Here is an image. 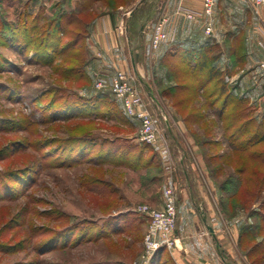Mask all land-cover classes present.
<instances>
[{"label": "rangeland", "instance_id": "1", "mask_svg": "<svg viewBox=\"0 0 264 264\" xmlns=\"http://www.w3.org/2000/svg\"><path fill=\"white\" fill-rule=\"evenodd\" d=\"M113 1L123 7L134 2ZM107 4L94 3L91 10L82 9L81 1L0 0V264H134L148 227L140 206L157 208L170 185L178 201L180 189L205 185L203 175L209 186L216 185L207 164L197 162L200 147L176 143L186 131L170 121V103L154 98L163 86L150 90L153 95L143 93L160 127L158 141L148 144L140 140V121L126 114L110 86L98 89L101 80L87 74L93 18L119 9L111 11ZM73 11H82L84 19L69 26ZM137 28L133 37L139 40ZM47 34L51 44H69L52 61L44 51ZM77 37L84 46L78 60L72 59L80 50L72 43ZM80 63L86 65L83 80L64 78L68 67ZM67 98L86 112L99 104L100 116L60 110ZM69 112L75 115L64 119ZM208 137L219 138L215 133L204 138L201 131V139Z\"/></svg>", "mask_w": 264, "mask_h": 264}, {"label": "crops", "instance_id": "2", "mask_svg": "<svg viewBox=\"0 0 264 264\" xmlns=\"http://www.w3.org/2000/svg\"><path fill=\"white\" fill-rule=\"evenodd\" d=\"M57 1L75 3L81 0ZM180 4L200 10L202 0H134L128 7L120 6L112 13L97 16L89 27L87 38L88 49L93 54L87 74L109 87L116 72L125 71L133 78L136 76L142 86V91L139 89L142 96L153 95L150 90L158 91L159 85L165 88L177 84V80L167 75L165 63L169 57L183 48L211 47L218 53L217 67L224 73V81L232 88L234 96L246 101L256 121H264V70L260 67L264 61V4L255 5L252 0H218L209 35L204 32L208 19L188 20L177 13ZM164 16L168 17L165 30L170 39L152 50V27ZM150 23L152 27L146 31ZM135 26L139 40L133 37ZM133 82L136 85L135 79ZM154 98L166 99L158 92ZM168 115L177 129L183 128L187 133L185 123L175 111L171 110ZM170 121L167 124L172 132ZM186 133L181 140L175 139L176 143L191 147V150L198 148ZM186 156L185 152L182 157ZM197 162L201 165L205 162L202 150ZM185 175L190 181L187 172ZM203 179L204 186L188 185L179 190L178 244L159 255V264H251L238 245L241 230L252 223V210L240 209L232 217L224 215L220 209V188L209 186L204 175ZM162 205L160 197L155 206L161 208Z\"/></svg>", "mask_w": 264, "mask_h": 264}, {"label": "trees", "instance_id": "3", "mask_svg": "<svg viewBox=\"0 0 264 264\" xmlns=\"http://www.w3.org/2000/svg\"><path fill=\"white\" fill-rule=\"evenodd\" d=\"M81 2L82 9L88 7L91 10H94V3L98 2L109 3L107 5H111V11L122 6L113 0ZM66 16L61 15L60 20ZM83 19L82 11H73L68 18V25L75 22L81 24ZM61 32L65 33V30ZM46 37L44 51L50 53H46L47 59L52 61L57 54H64L69 49V44L61 46L58 40L51 44L48 41L51 35L47 34ZM80 42L82 40L78 37L72 42L73 46L80 49L72 55V59L78 60V55L83 51L84 46ZM29 44H24L26 50ZM217 59L218 53L211 47L179 50L165 63L167 75L177 80V84L162 88L161 95L169 100L186 128L192 130L205 164L209 167L210 176L220 188L223 214L232 217L238 210L249 211L250 206L259 202L258 209L250 212L252 223L241 230L238 246L251 264H264V121H256L246 101L234 96L232 88L224 81V73L217 67ZM85 66L80 63L68 67L64 78L83 80L86 77ZM69 101V98L65 99L60 110L66 107L72 108L78 116H100L99 104L95 102L92 112H86L83 104H72ZM87 102L92 103L91 100ZM74 115L69 112L63 118L70 119ZM201 131L204 132V138L213 133L219 138L208 137L203 140ZM224 172H227V176L221 181ZM64 232L56 234L54 240Z\"/></svg>", "mask_w": 264, "mask_h": 264}, {"label": "built area", "instance_id": "4", "mask_svg": "<svg viewBox=\"0 0 264 264\" xmlns=\"http://www.w3.org/2000/svg\"><path fill=\"white\" fill-rule=\"evenodd\" d=\"M255 5L264 4V0H252ZM218 0H202L200 10H192L180 4L177 8L178 14H183L188 20L196 21L201 18L208 19L205 24V34L212 33V18L215 15ZM168 17H162L152 27L150 46L156 50L164 42L170 39L165 30ZM264 47V44H262ZM264 70V61L260 64ZM98 89L104 88V83H96ZM111 93L121 100L126 114L137 119L141 123L140 140L144 143L154 144L160 137V127L157 125L152 113L148 108L140 90L133 82V77L125 71H117L110 85ZM176 187L170 185L165 188L163 205L161 208H152L143 205L138 208L148 221L147 231L144 237V248L142 254L134 264H155L159 255L171 250L178 244L176 236L177 224V192Z\"/></svg>", "mask_w": 264, "mask_h": 264}]
</instances>
